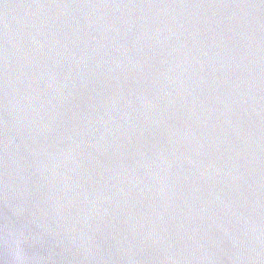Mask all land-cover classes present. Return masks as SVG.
Instances as JSON below:
<instances>
[{
	"label": "water",
	"instance_id": "obj_1",
	"mask_svg": "<svg viewBox=\"0 0 264 264\" xmlns=\"http://www.w3.org/2000/svg\"><path fill=\"white\" fill-rule=\"evenodd\" d=\"M0 264H264V0H0Z\"/></svg>",
	"mask_w": 264,
	"mask_h": 264
}]
</instances>
